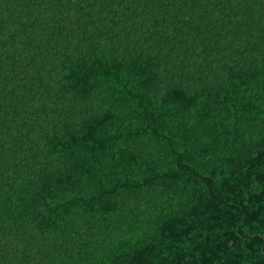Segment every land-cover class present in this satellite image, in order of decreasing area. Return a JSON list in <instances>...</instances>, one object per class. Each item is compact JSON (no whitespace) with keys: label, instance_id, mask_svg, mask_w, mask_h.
<instances>
[{"label":"trees","instance_id":"trees-1","mask_svg":"<svg viewBox=\"0 0 264 264\" xmlns=\"http://www.w3.org/2000/svg\"><path fill=\"white\" fill-rule=\"evenodd\" d=\"M0 264H264V0H0Z\"/></svg>","mask_w":264,"mask_h":264}]
</instances>
